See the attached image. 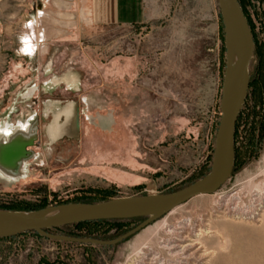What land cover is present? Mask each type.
Here are the masks:
<instances>
[{"label": "rangeland", "instance_id": "1", "mask_svg": "<svg viewBox=\"0 0 264 264\" xmlns=\"http://www.w3.org/2000/svg\"><path fill=\"white\" fill-rule=\"evenodd\" d=\"M60 1L0 0V208L170 193L202 180L227 76L218 0H152V18L129 25L92 23L81 0ZM239 1L255 47L218 194L195 196L116 244L32 231L0 238V264H135L152 244L163 253L161 242L183 218L192 220L186 264H264V201L259 218L246 212L255 193L264 196V0ZM31 23L33 50L24 42ZM149 217H98L47 231L110 241Z\"/></svg>", "mask_w": 264, "mask_h": 264}, {"label": "water", "instance_id": "2", "mask_svg": "<svg viewBox=\"0 0 264 264\" xmlns=\"http://www.w3.org/2000/svg\"><path fill=\"white\" fill-rule=\"evenodd\" d=\"M223 16L232 17L238 24L241 34V53L237 70L226 76L220 100L221 118L215 138L213 161L208 174L195 184L177 191L161 194H144L116 197L100 202L71 205L65 211L33 220L30 211L8 210L0 208V238L10 237L24 232H35L42 236L61 241L97 243L102 245L116 244L137 233L161 215L187 202L195 196L212 194L225 183L233 159L236 125L240 112L247 98L249 88V66L253 57L255 41L249 20L239 0H218ZM159 210L161 213L152 216L125 234L110 240L96 238L58 235L47 230L69 224H78L93 218L118 217L110 211ZM140 214V212H138Z\"/></svg>", "mask_w": 264, "mask_h": 264}, {"label": "bare ground", "instance_id": "3", "mask_svg": "<svg viewBox=\"0 0 264 264\" xmlns=\"http://www.w3.org/2000/svg\"><path fill=\"white\" fill-rule=\"evenodd\" d=\"M225 24H226V33H227V36H226V45H227V70H226V74H227V76H229V75L233 74L239 66L242 41H241V34H240V30H239L237 22L232 17L226 16ZM31 25H32L31 26L32 34L28 33V35L25 36V38H24L25 45H26L27 49H29V50H33V48L35 46L34 45V39L35 38L38 39V31H37L35 25H33V23H31ZM20 160H21V157H20ZM16 166H20V164H16ZM217 194H218V192L216 191L214 193V195H217ZM257 194H259V196ZM202 195H205V194H202ZM226 199L228 200L229 197ZM232 199L236 200L237 197L236 196L232 197ZM232 199H230V200H232ZM227 200H226V203H227ZM263 201H264V196L261 195V193H255L253 195V203H254V204L252 203L253 207H251L252 209H250V211H246V212H253L254 211L255 213L248 214V216H252V219L259 218L263 212V210L261 209ZM249 203H251V202H249ZM235 204H238V203H235ZM249 206H250V204H249ZM68 208H69V206H59V207H55V208H44V209H40L37 211H30L29 217L32 218L33 220H39V219L47 217V216L57 215V214L65 211ZM175 209H176V207L173 208L171 211H169V213L167 212L168 215L173 213L175 211ZM138 212L150 213L152 216H157L161 213L159 210H140ZM138 212H136V211H110L109 213L116 215V216H120V217H129V216L137 215ZM98 217H100V216H97V218ZM176 223H177L176 226H173L174 225L173 224L172 225L173 228L169 229L170 232H174V233H170V235L167 236V238L161 242V244H162L161 247H163L164 252L161 253L160 250L157 251L153 247V244H152V246L148 247L146 252H144V253L142 252L143 254L140 253L141 257H139L138 260H137V258L135 259L136 260L135 264H186L188 262V257H189L188 252L193 247V245L191 243L192 241L191 242L189 241L191 239L189 237H187L188 235L187 236L185 235V232L187 230H189V228H191L192 220L183 218V219H180L178 222L176 221ZM159 245H160V243H159ZM160 249H162V248H160ZM133 264H134V262H133Z\"/></svg>", "mask_w": 264, "mask_h": 264}, {"label": "crops", "instance_id": "4", "mask_svg": "<svg viewBox=\"0 0 264 264\" xmlns=\"http://www.w3.org/2000/svg\"><path fill=\"white\" fill-rule=\"evenodd\" d=\"M152 0H81L78 6L92 23H139L153 16Z\"/></svg>", "mask_w": 264, "mask_h": 264}, {"label": "trees", "instance_id": "5", "mask_svg": "<svg viewBox=\"0 0 264 264\" xmlns=\"http://www.w3.org/2000/svg\"><path fill=\"white\" fill-rule=\"evenodd\" d=\"M20 204L21 205H18V206L7 205L4 208L5 209H9V210L18 209V210L31 211L33 209H39L40 207H42V205L41 206L40 205H36V204H32L31 205V203H29L28 201L27 202H21ZM87 222H89V220L81 222V223H78L76 225H81V224H84V223H87Z\"/></svg>", "mask_w": 264, "mask_h": 264}, {"label": "flooded vegetation", "instance_id": "6", "mask_svg": "<svg viewBox=\"0 0 264 264\" xmlns=\"http://www.w3.org/2000/svg\"><path fill=\"white\" fill-rule=\"evenodd\" d=\"M53 3L56 4V5L59 6V7L61 6V1H60V0H59V1H58V0H53ZM44 14H45V16H47V17H51L49 12H44ZM59 14H60V12H59ZM45 16H44V17H45ZM50 19H51V18H50ZM52 21H53V22H56V19L52 18ZM48 24H49V23H48ZM17 167L20 168L21 165H20V166H16V165H15V166L12 167V169H13V170H17ZM8 175H11V172H10Z\"/></svg>", "mask_w": 264, "mask_h": 264}]
</instances>
